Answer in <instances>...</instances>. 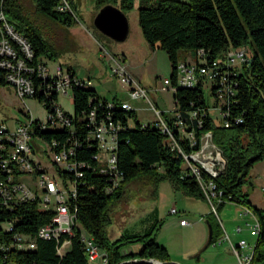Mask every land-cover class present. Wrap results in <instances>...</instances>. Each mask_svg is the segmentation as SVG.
Returning <instances> with one entry per match:
<instances>
[{
    "label": "trees",
    "instance_id": "obj_1",
    "mask_svg": "<svg viewBox=\"0 0 264 264\" xmlns=\"http://www.w3.org/2000/svg\"><path fill=\"white\" fill-rule=\"evenodd\" d=\"M33 1L38 11L64 25L70 26L76 22L71 15L58 10L59 0ZM150 1L140 0L139 26L144 39L153 50H157L159 45L167 53L173 69L171 76L174 84L179 53L183 50L195 51L196 54L204 50L210 62L223 60L231 49L247 47L252 52L250 61L237 75H229L230 81H234L236 86L234 85L235 95L228 98V105L224 107L230 115L227 118L230 123L228 128L213 119L208 93L202 84L191 89L178 87L175 102L178 113L186 122V131L194 133L198 140L204 133L212 132L214 143L222 150L226 159L225 171L217 177L202 170V180H212L216 185V192L222 194V203L212 200L218 205V214L228 202H236L252 208L259 217L262 233L257 241L253 264H260L264 262V210L252 206L248 200L249 192L244 191V187L250 181L251 169L264 161V0H158L152 5L149 4ZM71 3L73 5V1ZM106 3L119 5L117 8L124 13L134 6L132 0H97L100 9ZM0 14L31 44L34 58L31 62L27 61L29 66L36 67L44 61V56L53 59L55 53L51 52L35 23L26 15L20 0H0ZM5 36L0 20V44ZM11 43L18 57H24L17 44L12 40ZM66 71L73 78L81 79L72 69ZM6 76V70L0 68V87L10 85ZM33 80L39 89L36 98L45 103L47 110L52 111L54 104L58 102V96L49 87L52 82L41 80L37 74H34ZM81 82L72 87L74 115L71 118L75 132L71 133L70 128L38 132L49 143L56 140L59 148L67 145L75 147L77 162L86 165L82 169L84 177L77 185V197L70 204L72 211L77 210L78 222L75 235L69 238L71 248L60 255L57 241L39 239L37 248L33 251L0 250V264H91L81 242L82 234L94 239L105 251L108 256L107 264H135L126 262L133 259L170 261L167 249L156 242L157 231L154 225L143 235L111 240L106 228L111 225L112 204L125 193L130 183L148 177L166 179L174 190L183 191L188 196L208 203L205 192L196 176L185 168L181 153L170 146L167 134L155 125L144 127L134 111L125 112L120 108L111 112L114 121L122 126L117 132L116 157L117 171L123 179L116 189L109 191L113 186L111 178L100 173L98 163L94 160L97 143L90 137L93 124L89 120L92 112H95L98 122L107 118L110 112L108 100L100 98L93 86L83 85V81ZM215 91L216 89L211 90L213 98H216ZM192 112H198V118H192ZM130 120L134 121L133 126L130 125ZM179 143L187 153L198 149L197 145L191 148L188 140H180ZM1 213L2 218H17L18 229L33 235L37 234L40 227L50 223L54 216L53 213L37 210L35 204L22 205L15 213L0 211ZM206 221L213 229L212 246L223 236V229L213 211L206 217ZM137 243L143 245L139 252L125 254Z\"/></svg>",
    "mask_w": 264,
    "mask_h": 264
},
{
    "label": "built area",
    "instance_id": "obj_2",
    "mask_svg": "<svg viewBox=\"0 0 264 264\" xmlns=\"http://www.w3.org/2000/svg\"><path fill=\"white\" fill-rule=\"evenodd\" d=\"M58 10L71 15L75 20L78 19L70 0H59ZM0 20L6 34L0 44V68L6 70L7 81L23 105L26 99H34L43 106L47 114L46 121H41L34 118L29 109H25L20 111L24 120L18 122L14 130H11L5 123L0 124V211L15 213L17 208L22 205L35 204L37 210L50 212L54 215L50 223L40 227L37 234L33 235L18 229L17 218H2L1 213L0 250L2 252L33 251L37 248L39 239L55 240L58 243L59 254L63 255L71 248L69 238L75 235V230L78 227L77 210L72 211L70 204L71 200L77 197V185L84 177L82 169L86 165L77 162L75 147L60 145L62 148H59L56 140L49 143L41 138L38 132L63 131L70 128L71 133H74L75 129L71 118L74 115L72 87L82 83L81 81H83V85H93L91 81L73 78L61 67L56 74H52L45 61L36 67L29 66L27 61L31 62L34 58L31 44L14 30L3 14H0ZM11 40L21 49L24 57H18ZM103 54L114 65L111 69L114 77L120 79L121 83L128 87L127 101L108 100L107 107L110 112L105 120L98 122L95 112L89 116V120L93 124L90 137L97 143V154L94 156V160L98 163L100 173L111 178L113 186L109 191L116 189L123 179L121 173L117 171L116 157L117 132L122 126L119 122L114 121L112 112L120 108L125 112L134 111L137 114L139 108L131 103L144 102L148 106V109L145 110L152 113L153 120L142 123V125L144 127L155 125L168 135L170 146L181 153L185 160V168L196 176L205 192L211 210L218 216V205L214 204L212 200L222 203V194L216 192V185L212 180L209 182L202 180V170L212 177H217L225 171L226 159L222 150L214 143L212 132L204 133L198 140L194 133L186 131V122L178 113L175 94L178 87L191 89L199 84H202L205 92L209 89H216L214 103H210V113L213 119L228 128L230 123L227 118L230 115L224 107L228 105V98L235 95L234 85L236 86L234 81H230L229 75L230 73L237 75L238 71L250 61L251 50L247 47L231 49L223 60L212 62L209 61L207 53L200 50L197 52L195 60L177 64L175 84L171 76L160 87L156 86L155 88L144 87L134 78L129 73L123 56H112L107 51H104ZM222 68L223 70H221ZM34 74H37L41 80L52 82L49 87L58 96V102L54 104L52 111L47 110L44 107L45 103L36 98L39 89L34 84ZM211 84L212 86H210ZM158 93H172L174 108L169 113H165L150 100V94ZM61 94L65 96L71 94L69 96L73 104V112L65 111L62 108L59 103ZM198 116V112L191 113L192 118H198ZM130 125H134L133 120H130ZM180 140H188L191 148L197 145L198 149L187 153L181 148ZM110 144H112L111 147ZM172 214H178V211L173 209ZM241 217L247 218L246 226L250 229L251 236L257 238L258 241L262 233V224L255 211L248 206H243ZM220 224L222 227L221 221ZM180 225L190 226V223L182 219ZM81 242L91 263L98 261L101 264L108 263L107 254L94 239L82 234ZM223 242L229 244L231 252L237 257L239 264H253L257 242L251 245L246 240H242L238 244H234L230 237L224 233L223 237L212 245H220ZM151 261L158 262V260ZM126 262L136 264L148 262V260L133 259Z\"/></svg>",
    "mask_w": 264,
    "mask_h": 264
},
{
    "label": "rangeland",
    "instance_id": "obj_3",
    "mask_svg": "<svg viewBox=\"0 0 264 264\" xmlns=\"http://www.w3.org/2000/svg\"><path fill=\"white\" fill-rule=\"evenodd\" d=\"M20 1L26 15L35 23L42 39L51 52L55 53L53 59L45 56L43 58L51 73L56 74L59 67L65 71L74 69L80 78L87 80L89 77L93 80L94 90L102 99L128 100V87L114 77L111 72L114 65L108 57L103 56L104 51L112 56L118 53L125 54L129 62L137 68L136 72L143 77L144 80L138 81L144 87L149 82H152L153 88L160 87L173 73L167 53L160 48L153 50L142 35L138 18L140 0H132L133 8L125 10L130 31L124 42L112 40L95 27L94 20L102 9L97 4V0H71L78 19L70 26L38 11L33 0ZM156 1L158 0H151L149 4L152 5ZM195 59V51L183 50L179 53V63ZM207 92L210 103H214V98L210 95L211 90ZM69 95L61 94L59 103L65 111L73 112ZM163 98L167 105L168 98L171 102L172 93L150 94V100L155 104H161ZM24 103L23 105L15 96L12 86L7 84L0 87V124L5 123L14 130L16 124L24 120L20 111L25 109H29L34 118L46 121V111L38 101L26 99ZM131 104L141 109L139 112L141 122L151 120L152 113L145 110L148 109L146 103ZM109 146L111 147L112 144ZM249 177L250 181L244 187V191L249 192L248 200L253 207L264 210V161L257 163L251 169ZM173 209H176L178 214H172ZM242 209L241 204L228 202L224 211L220 213L219 220L235 243L241 238H246L254 245L257 238L251 236L247 226L242 234L234 233L236 227L241 224L238 214ZM211 211L207 202L188 196L183 191L174 190L168 180L148 177L130 183L125 193L114 201L110 208L111 225L106 231L111 240H116L123 236L143 235L154 225L157 231L156 242L167 249L172 261L180 259L185 264H202L199 261L202 253L229 252L226 243L217 248L206 244L209 236L206 217ZM182 219L187 220L190 226H181ZM204 240L206 243H202ZM142 247V243H137L130 248L139 252ZM196 247L200 248L186 258L183 256L184 252H191ZM91 264L100 263L98 261Z\"/></svg>",
    "mask_w": 264,
    "mask_h": 264
},
{
    "label": "crops",
    "instance_id": "obj_4",
    "mask_svg": "<svg viewBox=\"0 0 264 264\" xmlns=\"http://www.w3.org/2000/svg\"><path fill=\"white\" fill-rule=\"evenodd\" d=\"M185 1V0H184ZM99 44V43H98ZM101 48H102V46H101ZM160 48V46L158 45V47H157V49H159ZM104 56V55H103ZM114 56H123V58H124V60H125V65H126V67H127V69H128V71H129V73L132 75V76H134V78H136L137 80H144L143 79V77L141 76V74H139V73H137L136 71V67L134 66V65H132V63L131 62H129V60H128V57H126V55L125 54H117V55H114ZM73 71H74V69H72ZM75 72V71H74ZM76 73V72H75ZM76 75H77V73H76ZM78 76V75H77ZM141 76V77H140ZM79 77V76H78ZM138 77L140 78V79H138ZM80 78V77H79ZM81 79H83V78H81ZM83 80H86V79H83ZM87 81H91V83H92V85H93V87L95 86L94 85V82H93V80L91 79V78H89L88 77V79H87ZM144 86V85H143ZM145 87H148V88H150V87H152V82H149L148 83V85H146ZM158 95V94H157ZM68 96V95H67ZM69 98L71 99V97L69 96ZM108 100V99H107ZM168 104L167 105H165L166 104V100L163 98L162 99V103L161 104H159V103H157L156 105L161 109V110H163L165 113H169V111H172V109L174 108V104H173V99L171 98V102L169 101V98H168ZM166 106V107H165ZM139 112H141V109H139L138 111H137V117H138V119H139V121L141 122V120H140V118H139ZM153 120V115H152V118H151V120H148V121H145V122H150V121H152ZM145 122H141V123H145ZM227 205V204H226ZM226 208V206L224 207V209ZM224 209L222 210V211H224ZM221 211V212H222ZM242 211H243V209H242ZM242 211H240L239 212V214H238V218H239V220H240V222H241V224L240 225H238L237 227H236V229H235V234H242V232L244 231V230H246V220H247V218H242L241 217V214H242ZM220 212V213H221ZM220 213L218 214V219H219V215H220ZM207 222V221H206ZM222 223V222H221ZM207 224H208V222H207ZM185 227H187V226H185ZM222 229H223V234L224 233H226L229 237H230V239H231V241L234 243V244H238L240 241H242V240H246L248 243H250V241H248L246 238H241L237 243H235L234 241H233V239H232V237H231V235L227 232V230L225 229V227H224V225L222 224ZM223 237V236H222ZM221 237V238H222ZM207 240V239H206ZM208 242V241H207ZM202 243H206V241L204 240ZM202 243H201V245H202ZM224 243H226V245H228V246H226V248H227V250L229 251V252H207L206 254H203L202 253V255H200V258H199V261H200V263H202V264H239V262H238V259H237V257L231 252V249H229L228 247H229V244L227 243V242H223V243H221L220 245L222 246ZM206 244H208V243H206ZM251 244V243H250ZM200 245V246H201ZM220 245H217L216 247L215 246H213L214 248H217L218 246H220ZM252 245V244H251ZM200 247H196L195 249H193V251H191V252H184L183 253V256L186 258L188 255H190V254H192V252H195V250H198ZM130 250H131V248H130ZM135 252V251H134ZM128 253H132V250L130 251V252H125V254H128ZM169 253V252H168ZM198 254H200V252L198 253ZM171 259V258H170ZM170 261H172V260H170ZM174 261L175 262H178V263H181V264H185V263H183L180 259H174ZM100 263V262H99ZM101 264V263H100Z\"/></svg>",
    "mask_w": 264,
    "mask_h": 264
},
{
    "label": "water",
    "instance_id": "obj_5",
    "mask_svg": "<svg viewBox=\"0 0 264 264\" xmlns=\"http://www.w3.org/2000/svg\"><path fill=\"white\" fill-rule=\"evenodd\" d=\"M95 27L105 36L111 38L116 42H124L129 35L130 25L126 14L114 5L108 4L104 6L97 14L94 20ZM209 236L208 246L212 240L213 229L212 225L208 223ZM150 264H181L175 261L167 262H152L148 260ZM264 264V262L260 263Z\"/></svg>",
    "mask_w": 264,
    "mask_h": 264
}]
</instances>
